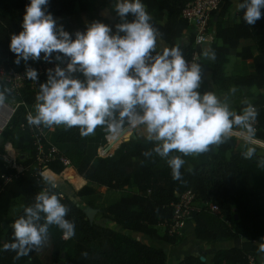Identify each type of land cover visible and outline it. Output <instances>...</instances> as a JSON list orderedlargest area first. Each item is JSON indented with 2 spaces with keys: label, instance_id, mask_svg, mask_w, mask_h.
I'll list each match as a JSON object with an SVG mask.
<instances>
[{
  "label": "trees",
  "instance_id": "trees-1",
  "mask_svg": "<svg viewBox=\"0 0 264 264\" xmlns=\"http://www.w3.org/2000/svg\"><path fill=\"white\" fill-rule=\"evenodd\" d=\"M189 1L142 0L154 18L153 25L159 29V37L167 48L178 45L186 60L193 56L194 33L187 20L181 16V11ZM30 2L0 0V66L5 69L21 71L27 67L35 68L39 61L21 60L17 65L16 55L9 48L11 36L22 31L25 8ZM87 3V0H48L44 10L52 16L68 17L76 5L79 11H84ZM232 5V0H220L209 22L216 36V41L208 45L215 53V59L209 60V79L221 90H226L232 84L264 88V9H261V19L254 25L244 21V10H241L234 23L226 25L224 22ZM132 19L130 15L128 20ZM85 30L79 24L68 32L74 39L76 31ZM186 32H189L188 36ZM241 39H249L251 44L240 45ZM202 47L197 48L199 57L196 62L201 63L204 70L207 64L200 58ZM231 50H235L236 57L250 60L251 71L237 75L225 73ZM60 55L63 57L62 53ZM53 56L56 54L53 53ZM62 60L68 63V58ZM72 75L83 79L79 73ZM46 80L47 72L40 76L38 84ZM4 87L7 84L0 81V89ZM205 89L206 84L202 81L201 93ZM38 92L39 87L30 88L29 85L19 89L15 97L20 103L1 134L3 138L15 139L17 162L27 168L15 175V170L0 158V264H169L167 249L159 246L158 242L176 245L186 232L189 221L193 223L192 233L202 243L212 244L238 238H242V241L239 247L217 248L210 263L204 256L202 260L201 255L188 254L178 259L176 264H248L249 255L258 264V242L260 237H264V168L257 166L264 151L259 147L256 156L251 160L244 159L241 155L244 149L237 146L233 137L208 153L183 157V179L174 180L166 160L155 154L151 158L144 156L143 153L153 147L144 137L132 134L110 156L102 158L97 156V148L108 133L104 127H98L88 137H81L76 127L66 129L61 126L53 130L41 127L47 130L42 140L45 152L51 144L56 148V153L54 158L37 164V151L26 117L29 107L36 102ZM7 96L10 99L12 92L9 91ZM250 103L258 111L254 139L264 144V94L259 93ZM244 106L242 103L237 112ZM60 156L67 158L69 164L86 180L75 192L77 197L94 194L95 186L117 191L131 190L122 193L117 200L97 207L98 214L90 223L84 208L94 207L92 199L84 205L79 200L74 202L69 196L62 195L59 188L53 189L42 179V168H49L55 173L64 171L66 167L60 161ZM6 175L12 177L4 183L3 176ZM42 190L57 194L61 202L68 206L66 218L75 223V235L65 239L59 228L51 226L50 237L44 247L16 259V253L4 250L3 245L13 241L12 224L23 215V207L9 220L10 208L18 198H22V206L33 204L35 196ZM186 190L195 194L194 204L198 208L191 212L183 233L170 236L158 224L172 216L170 203ZM210 203L219 207V214L208 209ZM106 222L118 229L108 226ZM159 228L162 232H159ZM132 233L145 235L155 241L144 243ZM62 253L64 256H61Z\"/></svg>",
  "mask_w": 264,
  "mask_h": 264
},
{
  "label": "clouds",
  "instance_id": "clouds-1",
  "mask_svg": "<svg viewBox=\"0 0 264 264\" xmlns=\"http://www.w3.org/2000/svg\"><path fill=\"white\" fill-rule=\"evenodd\" d=\"M47 5L48 0H31L26 5L22 31L11 36L9 45L17 65L30 59L51 62L53 53L56 61L68 58L66 68L57 64L54 70L47 69L34 114L26 117L29 126L76 127L81 137H88L98 127L114 135L142 130L144 139L153 144L144 156L155 154L166 160L174 180L183 179V157L208 153L233 137L243 141L244 159L251 160L257 147L264 148L254 139L258 116L254 105L243 101L245 106L237 112L227 95L201 93L202 65L189 63L178 45L157 52L160 32L142 0H115L114 10L120 18L115 32L110 25L94 21L85 31H76L74 39L45 12ZM236 8L244 10L247 24L254 25L262 17L264 0H241ZM202 55L205 60L215 59L210 49ZM25 75L38 80L34 68L27 67ZM9 91L0 89V105L5 104ZM229 91L234 95L237 89ZM257 166L264 168V156ZM42 179L53 189L59 187L50 175L42 174ZM22 207L23 215L12 224L13 241L3 245L4 250L16 253V259L44 247L51 226L66 238L75 235V223L66 218L69 208L57 194L42 190L33 204ZM259 251L264 252V242Z\"/></svg>",
  "mask_w": 264,
  "mask_h": 264
},
{
  "label": "built area",
  "instance_id": "built-area-1",
  "mask_svg": "<svg viewBox=\"0 0 264 264\" xmlns=\"http://www.w3.org/2000/svg\"><path fill=\"white\" fill-rule=\"evenodd\" d=\"M219 3L220 0H190L182 9L181 16L187 20L194 33L192 42L193 56L190 60H188L189 63L196 62L198 60V47L209 45L216 41L215 32L209 27V22L211 21L212 13L218 9ZM57 64L63 68H66L67 66L65 61H56L54 56L51 62H46L45 60L40 59L34 68L38 72L37 81L28 79L25 75L26 70L15 71L13 69H5L3 66H0V81H4L7 84V88L12 92V97L7 99L5 104L0 105V135L7 126L16 106L20 103V101H17L15 97L16 94H18L19 89L25 85H29L30 88H35L38 84L40 76L46 73L49 68L54 70ZM29 129L32 132L33 145L37 151V160L39 161V164L47 161L48 159L54 158L56 148L50 144V146L46 149L47 152H45L44 145L42 143V140L45 139L47 134V130H44L41 127L37 128L35 126H29ZM52 129L53 128L49 130ZM124 136L125 133L115 135L110 132L106 133L104 135L105 141L97 148V156L102 158L110 156L117 148L118 143L123 141ZM117 139H119V141L114 145V142ZM8 146L10 151L7 150ZM1 158L8 167L15 170V175L23 172L27 168L17 162L16 152L11 144L6 145L4 153L1 154ZM59 159L63 162L64 166L69 164V160L67 158L60 156ZM11 177L12 175L3 176L4 183L9 181ZM1 189L2 187L0 186V190ZM194 201L195 194L191 190L179 193L177 199L170 203L173 211L172 216L169 219L161 221L158 226H160L170 236L181 235L191 212L198 208L195 206ZM208 209L214 214L220 213L219 207L215 204H208ZM63 238L66 239L64 234ZM248 264H256L254 257L251 255L248 256Z\"/></svg>",
  "mask_w": 264,
  "mask_h": 264
},
{
  "label": "rangeland",
  "instance_id": "rangeland-1",
  "mask_svg": "<svg viewBox=\"0 0 264 264\" xmlns=\"http://www.w3.org/2000/svg\"><path fill=\"white\" fill-rule=\"evenodd\" d=\"M237 0H233V5L229 8L228 13H227V19L225 20L226 25H230L234 23L237 18L239 17V14L241 12L237 11ZM152 23H154V18L152 17ZM61 25L60 22L57 23V26ZM185 35H189V32H186ZM205 49H209L208 45L203 46L200 50L203 53ZM200 58L202 61L207 64V66L204 68L203 73H202V81L206 84V91H211L220 96L221 98H224L226 95L228 96V103L230 104V107L237 111L242 104L243 101H248L251 102L256 99L257 95L259 93L264 94V88H258L256 86H251V87H244V86H234L233 84L230 85L226 90H221L217 87L214 86V84L210 81L209 75H210V66H209V60H205L203 58V55H200ZM251 71V63L249 60H242L239 57H236L235 55V50H232L229 56V61L225 66V73L227 75H237L245 72ZM36 87H39V84L36 85ZM236 88L237 91L234 95L230 93V89ZM34 105L33 103L29 107L30 113L34 114ZM128 134V135H127ZM132 134H135L138 137H144L143 131L142 130H137L131 133L125 132V135H127L124 138H130ZM236 139L237 146L244 149V143L243 141L238 137H234ZM125 140V139H123ZM257 143L262 144L259 140H255ZM7 144H11L12 147H15V139L13 137H7L3 138L2 135L0 136V154L4 153V149ZM120 143H118L119 145ZM117 145V147H118ZM9 147V146H8ZM262 151H264V148L259 147ZM8 149V148H7ZM15 149V148H14ZM16 155H17V150L15 149ZM37 164L39 163L38 160H36ZM67 166H70L69 164ZM65 166V167H67ZM44 169L42 168L41 174H47L52 177H57L58 175H55L53 172L47 171V173H44ZM61 177L55 178L58 183H59V189L62 195L64 196H69L72 198L74 201H80L83 205L86 204V202L90 199L94 201V207L93 208H99L103 205H106L108 203H111L115 200H117L120 195L124 192L130 191L129 189H126L125 191H117V190H111L103 186H95V192L94 194L87 196V197H77L75 195V192L80 188L81 184L77 182L71 181V179L68 177V175L63 172L60 173ZM63 178V179H62ZM65 178V179H64ZM67 178V179H66ZM96 206V207H95ZM22 207V198H18L13 201L12 206L10 208V212L8 214V219L11 220L14 215L17 213V211ZM98 212L94 214V218L97 216ZM190 222V221H189ZM106 224L110 227H114L118 229L117 226H115L112 223L106 222ZM190 225V224H189ZM188 225V226H189ZM159 232H162V229L159 228ZM132 235L139 240L143 241L144 243H151L152 239H149L145 235L137 234V233H132ZM160 244H164V242H158ZM221 243V244H220ZM229 242H218V243H212V246L217 247V248H225L229 247L230 245L227 244ZM203 244L202 242L198 241L195 238V235L192 233L191 228L186 230V232L183 234L182 237L179 238V242L176 245H166L167 249V254H168V263L169 264H175L178 259L181 257L188 255V254H195V255H201L203 256ZM232 246V245H231ZM216 248V249H217ZM165 249V250H166ZM207 263H210V257L209 255L206 256ZM257 263L258 264H264V254L263 255H258L257 257Z\"/></svg>",
  "mask_w": 264,
  "mask_h": 264
},
{
  "label": "crops",
  "instance_id": "crops-1",
  "mask_svg": "<svg viewBox=\"0 0 264 264\" xmlns=\"http://www.w3.org/2000/svg\"><path fill=\"white\" fill-rule=\"evenodd\" d=\"M87 2H88L87 7L84 11H79L78 5H76L70 16H68V17L53 16V18L56 20L57 23L60 22L61 25L63 26L64 30H66V31L72 30L73 28H75L79 24H82L85 28H87V25H89L90 23H92L94 21H99V22L106 23V24L110 25L113 29V32H115V24L120 22V18L114 10L115 0H87ZM61 25H59V26H61ZM245 44H251V41L249 39H241L240 45H245ZM166 47H167V45L165 44V42L159 37L158 38L157 52L162 51ZM231 51H230V53H231ZM229 56H230V54H229ZM45 170H49V172L50 171L53 172L49 168L44 169V171ZM63 172H65L68 176H69V174H72V173L79 175L71 165L67 166ZM53 173L55 175H58L57 177H61V176H59L60 173H55V172H53ZM57 177H55V178H57ZM85 183H86V180H84V184ZM189 227L191 228V230H193V223L192 222L187 223L186 230L189 229ZM241 241H242V238H238V239L230 240V241H226V242H229V243H227L230 245L229 247H231V245L235 246V247H239L241 244ZM262 242H264V241L259 240V242H258L259 245ZM158 244H159V246L167 248L165 244H160V243H158ZM216 248L217 247L212 246V244H205L204 243L203 244V249H204L203 256L206 257L207 255H209V257L211 259V256H212L213 252L216 250ZM257 254L263 255L264 252L259 251ZM177 262H178V260L176 261V263Z\"/></svg>",
  "mask_w": 264,
  "mask_h": 264
},
{
  "label": "water",
  "instance_id": "water-1",
  "mask_svg": "<svg viewBox=\"0 0 264 264\" xmlns=\"http://www.w3.org/2000/svg\"><path fill=\"white\" fill-rule=\"evenodd\" d=\"M127 135H128V134H127ZM127 135H125L124 137H126ZM124 139H125V140L121 141V143L124 142V141H126V140H128L129 138H124ZM0 158H1V156H0ZM97 211H98L97 208H92V207H85V208H84V212H85L86 217L88 218V220H89L90 223L93 222L94 214H95ZM259 240H260V241H264V237H260ZM61 256H64V253H62ZM201 259L204 260L205 258L202 256Z\"/></svg>",
  "mask_w": 264,
  "mask_h": 264
},
{
  "label": "bare ground",
  "instance_id": "bare-ground-1",
  "mask_svg": "<svg viewBox=\"0 0 264 264\" xmlns=\"http://www.w3.org/2000/svg\"><path fill=\"white\" fill-rule=\"evenodd\" d=\"M118 141H119V139H117L115 142H114V145L115 144H117L118 143ZM8 151H10V148L8 147V149H7ZM47 171H49V170H45V172L44 173H47ZM51 172V171H50ZM70 179H71V181H73V182H77V183H79V184H81V185H83L84 184V178H82L81 176H79V175H77V174H71L70 175V177H69Z\"/></svg>",
  "mask_w": 264,
  "mask_h": 264
}]
</instances>
